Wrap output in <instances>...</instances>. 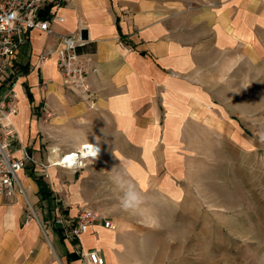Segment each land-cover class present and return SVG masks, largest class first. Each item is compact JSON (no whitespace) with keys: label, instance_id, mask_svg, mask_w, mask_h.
I'll list each match as a JSON object with an SVG mask.
<instances>
[{"label":"crops","instance_id":"1","mask_svg":"<svg viewBox=\"0 0 264 264\" xmlns=\"http://www.w3.org/2000/svg\"><path fill=\"white\" fill-rule=\"evenodd\" d=\"M57 13L54 34L31 30L14 62V156L33 159L19 173L32 211L20 194L0 196V264H90L93 249L105 264H146L102 223L65 239L51 213L34 209L42 201L30 172L75 219L78 206L108 199L125 167L142 195L173 199L212 141L252 149L264 137V0H64ZM78 34L88 40V96L67 88L56 56L36 65L59 35ZM87 143L100 157L44 176V165Z\"/></svg>","mask_w":264,"mask_h":264},{"label":"rangeland","instance_id":"2","mask_svg":"<svg viewBox=\"0 0 264 264\" xmlns=\"http://www.w3.org/2000/svg\"><path fill=\"white\" fill-rule=\"evenodd\" d=\"M218 146L212 141L208 160L196 158L173 199L144 195L143 211L133 215L108 187V199L78 206V213L89 208L107 218L127 257L146 264H264V139L243 151ZM50 190L36 212L51 213L58 201Z\"/></svg>","mask_w":264,"mask_h":264},{"label":"built area","instance_id":"3","mask_svg":"<svg viewBox=\"0 0 264 264\" xmlns=\"http://www.w3.org/2000/svg\"><path fill=\"white\" fill-rule=\"evenodd\" d=\"M63 1L0 0V196L12 199L16 194H20L31 211L32 205L27 199L19 173L33 159L26 150H23L22 158L14 156L16 145L20 143L19 134L12 123V116L17 113L14 84L20 76V72L15 70L14 62L17 60L19 49L26 44L27 35L31 30L38 29L47 35L54 34L52 24L55 21H63L57 13ZM87 45L88 40L82 34L59 35L56 47L41 53L36 65L39 67L56 56L57 69L67 88L78 95L88 96L89 59L85 53L80 52V49ZM85 145L91 144H83L75 151L59 154L60 161L57 166L80 170L87 165L88 160L100 157L101 150L97 145H91L89 148ZM51 165H55L54 162L43 166L45 177H48L45 169ZM65 209L64 204L57 202L51 214L53 225L62 231L67 240H78L95 223H102L107 229H115L111 221L92 209L83 208L75 219L66 216ZM86 257L90 264H105L104 257L97 249L88 251Z\"/></svg>","mask_w":264,"mask_h":264},{"label":"clouds","instance_id":"4","mask_svg":"<svg viewBox=\"0 0 264 264\" xmlns=\"http://www.w3.org/2000/svg\"><path fill=\"white\" fill-rule=\"evenodd\" d=\"M111 179L115 188L120 193L119 202L122 210L133 215L142 212L146 197L136 190L135 185L128 178L127 167H125V174L116 172Z\"/></svg>","mask_w":264,"mask_h":264},{"label":"trees","instance_id":"5","mask_svg":"<svg viewBox=\"0 0 264 264\" xmlns=\"http://www.w3.org/2000/svg\"><path fill=\"white\" fill-rule=\"evenodd\" d=\"M26 91L28 98L30 99V101H32L33 100L32 93L30 92V89L27 85H26ZM30 176L37 182L39 186L38 195L40 199L43 201L50 200L52 196V192L50 190L49 185L45 182V180L42 177L37 176L33 171L30 172Z\"/></svg>","mask_w":264,"mask_h":264},{"label":"bare ground","instance_id":"6","mask_svg":"<svg viewBox=\"0 0 264 264\" xmlns=\"http://www.w3.org/2000/svg\"><path fill=\"white\" fill-rule=\"evenodd\" d=\"M60 161V159L58 158L56 161H54L55 165H58V162Z\"/></svg>","mask_w":264,"mask_h":264},{"label":"snow or ice","instance_id":"7","mask_svg":"<svg viewBox=\"0 0 264 264\" xmlns=\"http://www.w3.org/2000/svg\"><path fill=\"white\" fill-rule=\"evenodd\" d=\"M86 148L91 147V145H85ZM93 155H95V153L93 152Z\"/></svg>","mask_w":264,"mask_h":264}]
</instances>
